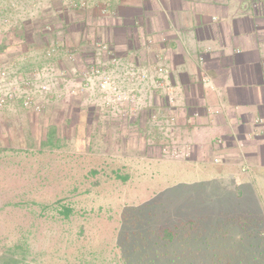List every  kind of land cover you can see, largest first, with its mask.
Returning <instances> with one entry per match:
<instances>
[{"label": "crops", "instance_id": "0c3cea01", "mask_svg": "<svg viewBox=\"0 0 264 264\" xmlns=\"http://www.w3.org/2000/svg\"><path fill=\"white\" fill-rule=\"evenodd\" d=\"M100 45L118 58L106 69L135 89V105L99 92L90 70L108 58ZM161 66L162 89L127 74ZM0 70L34 93L28 107L19 96L0 106V133L68 126L87 149L214 152L217 182L263 177L264 0H0Z\"/></svg>", "mask_w": 264, "mask_h": 264}, {"label": "rangeland", "instance_id": "374dc122", "mask_svg": "<svg viewBox=\"0 0 264 264\" xmlns=\"http://www.w3.org/2000/svg\"><path fill=\"white\" fill-rule=\"evenodd\" d=\"M57 129L0 133V264L16 244L25 264H264V166L217 182L214 152L87 149Z\"/></svg>", "mask_w": 264, "mask_h": 264}, {"label": "built area", "instance_id": "2783aa9c", "mask_svg": "<svg viewBox=\"0 0 264 264\" xmlns=\"http://www.w3.org/2000/svg\"><path fill=\"white\" fill-rule=\"evenodd\" d=\"M6 23L7 19H3ZM100 49L108 54L106 61L97 62L96 65H92L90 70V76L98 78V89L104 95L105 102L107 104H120V105H135L137 102V95L135 94V89L126 88L121 84L117 83L106 66L112 64L117 66L119 64L118 58L109 50L106 45H100ZM99 64V65H98ZM129 77L135 81H145L149 83L151 88L162 89L167 86L166 84V70L164 67H158L154 73L148 72H136L134 70H129L127 72ZM40 92H47L48 85L42 84L39 87ZM21 97L22 104L25 107L30 106L33 103L34 93L31 90L22 88L11 83L10 74L5 70H0V106L6 104L7 102L15 99L16 97ZM164 100L168 101V92L163 95ZM170 101V96H169ZM172 102V99L171 101ZM39 106H37L38 108ZM147 114L153 118L157 117L156 112L152 109L146 111ZM162 152L171 153L172 155H178V148L169 149L168 146H159ZM188 155V154H187ZM218 161V159H214Z\"/></svg>", "mask_w": 264, "mask_h": 264}, {"label": "trees", "instance_id": "16d2710c", "mask_svg": "<svg viewBox=\"0 0 264 264\" xmlns=\"http://www.w3.org/2000/svg\"><path fill=\"white\" fill-rule=\"evenodd\" d=\"M54 133L55 132H52V130L48 133V137L45 138L44 142L43 143H48L50 142L51 140V137L54 136ZM71 208L68 207V206H62V210H61V213L65 216V217H68L71 213ZM166 234H167V237L168 239H172L173 237V232L171 229H166L165 230ZM16 249V250H15ZM18 250V252H17ZM17 253H20L21 254V258H15L14 255L17 254ZM27 253V248L26 246H22L21 244H16L14 246V249H11V255L9 257H7L5 260H3L1 262V264H25V255Z\"/></svg>", "mask_w": 264, "mask_h": 264}]
</instances>
